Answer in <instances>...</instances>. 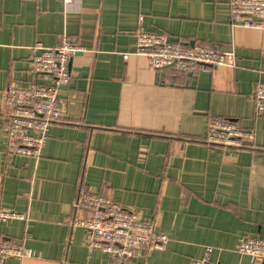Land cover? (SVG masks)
I'll return each mask as SVG.
<instances>
[{
	"label": "crops",
	"instance_id": "1",
	"mask_svg": "<svg viewBox=\"0 0 264 264\" xmlns=\"http://www.w3.org/2000/svg\"><path fill=\"white\" fill-rule=\"evenodd\" d=\"M140 18L143 22L139 25ZM139 26L171 42L235 55V67L175 76L134 54ZM68 36L84 50L60 90L63 125L50 128L39 161L7 155L4 96L12 85L49 86L31 70L33 48ZM128 55L127 59L125 56ZM264 27L232 23L228 0H0V205L21 220L0 237L30 257L5 264H118L92 251L81 193L133 210L168 244L124 264H252L245 238L264 240ZM252 131L247 149L205 144L210 118Z\"/></svg>",
	"mask_w": 264,
	"mask_h": 264
},
{
	"label": "built area",
	"instance_id": "2",
	"mask_svg": "<svg viewBox=\"0 0 264 264\" xmlns=\"http://www.w3.org/2000/svg\"><path fill=\"white\" fill-rule=\"evenodd\" d=\"M79 0H62L70 12ZM232 23L245 28L261 30L264 27V0H228ZM139 25L143 22L140 18ZM83 48L68 36L50 49L39 44L33 48L31 70L51 85L30 83L27 86L10 85L4 96V113L7 129V155L11 158H29L39 161L49 137L50 128L63 125V109L60 88L70 82L68 71L72 59L84 54ZM134 54L148 60L153 70L170 69L175 76L193 74L205 67H235L233 52L221 53L202 46L188 47L172 43L164 34L151 33L139 26L136 32ZM128 55L125 56L127 59ZM255 112L264 117V82H260L253 96ZM255 135L235 122L210 118L205 144L211 148L247 149ZM75 212H87L88 218L73 227L86 231V244L92 251L108 255L118 264L140 256L145 249L164 251L166 236L156 233L152 224L142 222L139 215L102 197L81 193L75 204ZM15 212L0 205V223L9 224L21 220ZM238 253L251 259L252 264H264V240L245 238ZM30 251L0 237V264L11 259H26ZM193 264H212L209 252L202 261Z\"/></svg>",
	"mask_w": 264,
	"mask_h": 264
},
{
	"label": "water",
	"instance_id": "3",
	"mask_svg": "<svg viewBox=\"0 0 264 264\" xmlns=\"http://www.w3.org/2000/svg\"><path fill=\"white\" fill-rule=\"evenodd\" d=\"M172 43H173V42H172ZM60 90H61V91H64V90H66V88L61 87Z\"/></svg>",
	"mask_w": 264,
	"mask_h": 264
}]
</instances>
